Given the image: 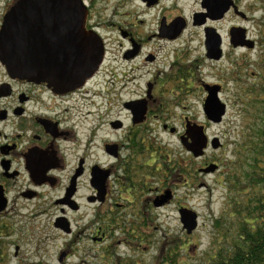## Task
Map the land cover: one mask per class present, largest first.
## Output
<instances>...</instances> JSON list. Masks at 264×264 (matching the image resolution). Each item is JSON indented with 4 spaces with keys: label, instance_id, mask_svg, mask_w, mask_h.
<instances>
[{
    "label": "flooded vegetation",
    "instance_id": "flooded-vegetation-1",
    "mask_svg": "<svg viewBox=\"0 0 264 264\" xmlns=\"http://www.w3.org/2000/svg\"><path fill=\"white\" fill-rule=\"evenodd\" d=\"M21 1L0 0V34ZM80 1L88 10L87 31L104 44L103 62L83 86L65 91L49 83L13 77L0 57V199L6 200L0 226H8L7 216L20 212L10 209L13 193L25 201L45 196V191L60 193L53 203L60 214L54 227L77 240L81 231L74 234L67 213L81 214L76 224L90 214L84 231L90 232L94 244L101 245L108 240V232L125 236L131 215L145 225L142 214L147 209L188 208L178 203V192L193 191L194 167L184 166L180 158V164H175L168 156L163 162L157 134L175 136L182 143L188 128L198 124L186 117L184 134H179L172 124L173 108L179 106L180 97L194 91L187 89V83L197 80L196 69L207 62H221L226 45L252 51L256 42L246 31L245 38L254 43L252 49L232 43L239 42L236 33L234 38L231 35L233 28H245L243 24L252 21L237 0H230L233 4L226 14L227 0H200L189 18L179 9L181 0ZM99 5L104 8L98 11ZM250 10L257 12L253 6ZM106 11L110 19L101 17ZM153 13L158 18L155 28L146 19ZM231 15L239 23L223 33L221 26ZM179 19L186 25L180 33L174 27ZM196 38L203 42L202 61H181L179 53L186 56ZM217 48L222 53L220 60L212 58ZM209 85L221 86L220 92H224L222 83H203L206 97ZM202 116L205 118L203 110ZM202 124L199 126L206 130L211 126L206 119ZM82 189L87 192L84 196ZM155 203L163 204L156 208ZM66 228L69 233L63 230ZM118 243L129 245L126 238ZM72 251V244H67L60 256L69 258Z\"/></svg>",
    "mask_w": 264,
    "mask_h": 264
},
{
    "label": "rangeland",
    "instance_id": "rangeland-1",
    "mask_svg": "<svg viewBox=\"0 0 264 264\" xmlns=\"http://www.w3.org/2000/svg\"><path fill=\"white\" fill-rule=\"evenodd\" d=\"M115 1L116 3L121 2L120 0ZM237 1L241 4V11L247 13V16L252 19L251 22L243 25L246 26V30L248 29L247 34L250 39L256 42L255 49L252 51L233 50L229 48V45H226L225 57L221 62H207L205 67L196 69L197 80L187 83V89H194V91L183 97L179 96V106L173 108L175 116L172 118V124L177 128L179 134H184L186 117L192 123L201 125L205 119L202 116V103L206 98L202 84L222 83L224 92L220 93V99L227 105V115L220 125H211L206 134L210 139L219 138L223 147L217 152L209 148L203 159H195L187 154L175 136L168 137V134H157L162 147L159 152L165 157L164 161L170 157L171 162L177 164L176 159L180 158L184 166L189 163L194 167L193 191L186 194V191L180 190L178 203H182L199 215L197 232L190 238L186 235L179 219L178 207L172 205L158 211L153 208L144 211L145 216L148 213L155 219H152L154 221L152 225L148 224L151 229L149 231L151 234L149 244L139 246L140 244L136 243V245L130 246L129 243V245L121 246L118 242L123 241L125 236L115 231L108 232L110 235L105 243L96 245L90 239V232L84 231V227L91 220L90 214L84 221L76 224L81 214L67 213L68 218L71 219L74 234L81 231L77 240L64 235L54 227L53 223L60 214H58L53 203L60 193L52 192L51 194L45 191V196L25 201L20 199L16 192L10 195V209L16 208L20 212L13 216H7L14 229L12 237L9 238L11 246L9 247L8 264H157L155 261L159 256L163 242L173 239L185 240V248L180 252L181 259L178 260L179 264L209 263L210 257L208 255H213L219 247V241L216 238L218 232L214 222L220 218L225 210L224 195L226 190L224 175H222L225 172L224 164L233 159L232 143L239 138L240 132L250 124L238 96L244 95L247 90H252V87L257 84L256 78L260 71L258 68L264 62L263 50L260 48L261 39L264 37V28L260 24L264 18L263 0ZM199 2L200 0H181L179 9H182L185 17L189 18L198 9ZM252 6L257 9V12H251ZM102 8H104L103 5H99L97 9L99 11ZM153 16L154 13L147 16L146 19L150 26L154 22L153 28H155L158 25V18ZM101 17L110 19V12L102 13ZM238 23L237 18L232 15L228 16L221 26L222 32L226 33L228 28ZM197 32L199 33V31ZM202 43L199 38L193 40L190 43V52L186 56L179 53V56L182 57L181 61H202L204 56ZM179 91L182 92L183 90ZM208 164H217L220 167L218 172L209 175L200 173L199 169L205 168V165ZM85 191L86 189L81 190L82 196L87 193ZM67 244H72L71 257L66 258V256L61 261L60 255H62Z\"/></svg>",
    "mask_w": 264,
    "mask_h": 264
},
{
    "label": "water",
    "instance_id": "water-1",
    "mask_svg": "<svg viewBox=\"0 0 264 264\" xmlns=\"http://www.w3.org/2000/svg\"><path fill=\"white\" fill-rule=\"evenodd\" d=\"M233 4L227 0L223 14ZM88 10L80 0H22L6 19L0 34V57L9 73L16 78L49 83L51 86L65 91L75 90L93 76L104 58V44L96 35L86 29ZM176 30L185 29V21L177 20ZM214 31V30H212ZM243 35L241 37L240 33ZM237 34L239 42L232 41L235 47H254L252 41L245 37L246 30L233 28L231 35ZM241 38L244 41L241 43ZM217 48L216 50H218ZM220 50L214 53L215 60H220ZM208 97L203 111L206 119L219 125L227 114V105L220 99V86H207ZM203 126L188 128L183 136V146L195 158L204 155L209 146V138ZM191 140L187 144L185 141ZM185 140V141H184ZM219 138L211 141V149L222 147ZM218 165L210 164L201 169L203 174L218 171ZM74 187V185L72 186ZM72 195H68L70 198ZM5 199V198H4ZM0 199V212L6 207V200ZM163 203H155L156 208ZM182 229L188 236L199 228V215L191 209L179 211ZM62 221H66L62 218ZM57 228H62L55 224ZM66 233L70 231L63 229ZM63 256H61V261Z\"/></svg>",
    "mask_w": 264,
    "mask_h": 264
},
{
    "label": "trees",
    "instance_id": "trees-1",
    "mask_svg": "<svg viewBox=\"0 0 264 264\" xmlns=\"http://www.w3.org/2000/svg\"><path fill=\"white\" fill-rule=\"evenodd\" d=\"M260 24L264 28V18ZM260 43L264 54V37ZM258 69L257 84L238 96L250 124L232 143L233 159L224 164L225 210L214 222L219 247L213 255H208V264H264V62ZM160 157L165 162V157ZM139 220L131 215L129 225L124 228L130 246L150 243L148 224L153 220L148 213L144 217L145 225ZM7 224L0 226V264L9 261L12 228ZM104 230L106 232V225ZM184 248V239L165 240L155 262L179 264L180 252Z\"/></svg>",
    "mask_w": 264,
    "mask_h": 264
}]
</instances>
